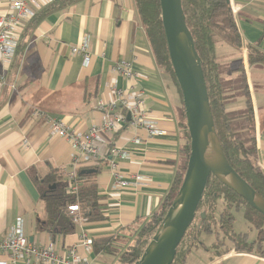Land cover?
<instances>
[{
  "label": "crops",
  "instance_id": "1",
  "mask_svg": "<svg viewBox=\"0 0 264 264\" xmlns=\"http://www.w3.org/2000/svg\"><path fill=\"white\" fill-rule=\"evenodd\" d=\"M53 1L35 0L29 7L35 14ZM9 3L0 0V15ZM229 4L231 10L234 8L241 47L217 45V59L223 56L229 63L236 60L243 64L253 108L257 163L264 174V59L247 61V46L264 54V0H229ZM30 20L21 24L12 60L6 64L0 58V240L15 218L21 217L24 235L36 245L50 244L63 252L79 244L81 234H85L92 245L90 249L77 245V251L90 264H120L116 254L102 251L100 244L111 236L115 240L110 246L117 250L133 243L134 232L159 208L168 191L185 141L180 90L156 63L134 0H73L34 25H29ZM83 35L89 38L87 66L81 55L70 54ZM120 60L131 65L132 76L115 70ZM229 73L234 74L235 69ZM117 91L124 92L129 102L140 92L149 120L163 132L150 136L126 119L117 132L107 135L109 146L125 154L116 158L121 175L130 181L135 176L145 180L143 186L122 192L111 189L113 176L106 160L99 171L89 172V179H80L69 143L49 136L42 120L32 115L38 108L78 131H86L102 120V111L95 107L97 101L107 103ZM244 109L241 94L226 105L227 112ZM117 111L125 109L119 104ZM55 169L60 171L62 183L63 171L73 169L79 188L95 183L101 218L81 215L79 223L47 229L39 187ZM214 242V237L209 242L198 240L183 264H264V255L257 250L230 249Z\"/></svg>",
  "mask_w": 264,
  "mask_h": 264
},
{
  "label": "trees",
  "instance_id": "2",
  "mask_svg": "<svg viewBox=\"0 0 264 264\" xmlns=\"http://www.w3.org/2000/svg\"><path fill=\"white\" fill-rule=\"evenodd\" d=\"M71 1L73 0H54L36 12L29 25L36 24L47 13ZM134 3L156 63L176 83L161 24L159 0H134ZM181 5L187 27L194 40L195 49L201 59L214 130L222 151L231 167L264 198V174L257 163L253 108L241 61L235 71L239 74L238 89L244 97L245 109L241 112L226 111L227 102L234 95L232 91L236 88H232L230 80L222 78L217 59V45L222 43L235 49L241 47L240 36L230 4L227 0H181ZM263 59L264 54L253 46H247V61L249 63ZM180 116L185 141L180 149V161L175 167L173 179L168 191L161 199L159 208L153 211L148 219L137 228L133 235V243L130 245L121 250L112 248L110 244L115 240V236L108 238L106 243L100 244L102 251L116 254L120 264H135L140 258L182 182L189 155V135L183 106ZM102 164V161L79 163L77 169L79 178L89 179L91 174L87 171L96 173ZM61 179L60 171L55 169L45 177L43 187H39L49 231H52L57 225H60L62 229L69 225L71 219L67 214L66 206L70 203H78L83 217L101 218L97 212L98 197L95 183H90L82 189L79 188L75 195L70 196L66 194L65 184L61 182ZM234 209H241L245 221L255 229L257 235L255 234L253 239H248L247 232L233 230ZM200 213H204L203 218ZM263 225L264 216L262 214L251 208L243 198L222 185L215 177L210 176L198 205L196 216L179 242L171 264L184 263L189 248L198 242L196 237L198 232L214 233V244L221 237L227 238L238 246L237 249L250 250L253 249V245H258L260 250H255L264 255Z\"/></svg>",
  "mask_w": 264,
  "mask_h": 264
},
{
  "label": "water",
  "instance_id": "3",
  "mask_svg": "<svg viewBox=\"0 0 264 264\" xmlns=\"http://www.w3.org/2000/svg\"><path fill=\"white\" fill-rule=\"evenodd\" d=\"M159 4L168 55L182 97L189 155L177 193L135 264L172 263L179 242L196 216L210 176L264 216V198L231 167L216 136L201 59L181 0H159ZM200 216L203 218L204 213Z\"/></svg>",
  "mask_w": 264,
  "mask_h": 264
},
{
  "label": "built area",
  "instance_id": "4",
  "mask_svg": "<svg viewBox=\"0 0 264 264\" xmlns=\"http://www.w3.org/2000/svg\"><path fill=\"white\" fill-rule=\"evenodd\" d=\"M35 0H10L7 9L0 15V58L2 62L9 63L18 45V34L22 22L30 20L34 16V11L29 4ZM38 7V5H37ZM231 11H234L232 8ZM89 38L83 35L79 43L70 48L71 55H81L83 65L87 66L90 61L88 53ZM115 70L122 76H132L131 65L125 60H120L115 65ZM121 104L125 112L117 111ZM102 111V120L99 124H92L86 131H78L62 119H57L34 108L32 115L40 118L49 136H56L65 139L73 150V163L100 162L106 160L113 176L111 189L122 192L124 190L139 188L145 184V180L135 176L134 180H127L118 170L116 158L123 157L117 147L111 144V135L117 132L128 120L132 127H140L146 130L150 136L163 133L155 128L149 120L143 104L142 95L136 92L132 101L127 100L124 92L117 91L115 97L107 103L99 100L95 106ZM66 194L73 196L79 189V178L75 169L63 171ZM66 211L72 223L81 222L82 216L78 203H70L66 206ZM77 245L90 249L92 239L81 234L79 244L72 245L63 252H57L53 246L36 245L30 242L23 232V220L16 217L3 238L0 240V264H90L86 257L77 251Z\"/></svg>",
  "mask_w": 264,
  "mask_h": 264
},
{
  "label": "rangeland",
  "instance_id": "5",
  "mask_svg": "<svg viewBox=\"0 0 264 264\" xmlns=\"http://www.w3.org/2000/svg\"><path fill=\"white\" fill-rule=\"evenodd\" d=\"M220 44H222V43H218V45H220ZM221 52H222V50L219 51V48H218V53H221ZM222 57L223 56H219V59H218L219 62H224V60H225V63H223V64L219 63V67H220L222 78H224L225 80H230L232 88L233 87L236 88V89H233V91H232V94H234L232 97H234V96H236L238 94L240 95L241 92L238 89L239 79H240L239 78V74H238L237 71H235L234 74H230L229 73L230 69H236L238 67V63H237L236 60L229 63V62L226 61V58L223 59ZM233 215H234L233 230L235 232L245 231L246 230L249 233V236H251V237H248V239L249 240L253 239L257 235V233H256L255 229L249 224V222L245 221V219L243 217V212L241 211V209H239V210L234 209L233 210ZM263 229H264V225H263ZM213 237L215 238L214 233H210V234H206L204 232L197 233V239L198 240H205V241L209 242V241L213 240ZM219 240L216 241V244H215L216 246H221V247L229 246L230 249L231 248H234V249L238 248V246H236L231 240L229 241V239H227V238L221 237V239H219ZM263 243H264V241H263ZM253 246H254L253 247L254 250L255 249H259L258 245H253ZM115 260H116V263H119L118 259H115Z\"/></svg>",
  "mask_w": 264,
  "mask_h": 264
}]
</instances>
